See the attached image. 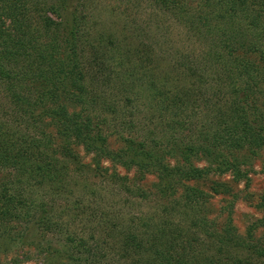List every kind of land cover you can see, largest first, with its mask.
Returning a JSON list of instances; mask_svg holds the SVG:
<instances>
[{
    "label": "trees",
    "instance_id": "trees-1",
    "mask_svg": "<svg viewBox=\"0 0 264 264\" xmlns=\"http://www.w3.org/2000/svg\"><path fill=\"white\" fill-rule=\"evenodd\" d=\"M149 1L175 17L188 35L210 37L202 62L210 61L213 66L224 63L227 67H221V72L228 68L230 79L234 75L242 78L241 90L228 80L234 98L231 108L209 117L207 127L197 133L198 142H178L174 138L177 128L191 125L181 121L174 109L183 102L178 96L181 92L178 86L165 89L157 83L162 85L163 80L165 87L168 82H178L185 76L180 72L184 69L195 84L209 69L206 64L180 54L171 67L167 63L162 66L146 26L130 25L109 12L113 18L109 27H104V11L86 2L0 0V82L16 116L10 120V128L7 119L0 120V171H6L0 177V221L31 222L45 234L61 232L64 226L53 220L60 213L55 216L50 200L74 192L68 179L88 177L84 173L87 165L81 162L78 166L75 147L95 156L97 162L108 159L132 167L138 178L154 174L159 193L173 196L174 205L183 199L197 207L209 203L212 196L187 184L190 181L228 173L234 182L249 181V161L244 155L264 149V114L256 105L264 100V68L238 51L245 49L264 59V28L257 29L259 21L264 27V0ZM248 35L252 39L242 42ZM224 52L229 60L224 59ZM166 68L168 73L163 75L168 78L156 80V73ZM115 91L122 92L125 102L131 96L137 100L148 97L152 118L147 119V125L152 129L139 141L120 139L123 146L112 151L106 145L109 135L103 134L106 119L93 115L89 107L99 101L110 107L106 99H119L113 98ZM63 96L78 105V111L70 112L61 103ZM172 110L175 113H170ZM93 118L98 121L94 123ZM21 122L26 123L23 130ZM122 124H114L111 132L124 130L127 122ZM49 127L52 132L47 131ZM172 157L175 162L171 165ZM195 158H203L207 164L196 165ZM98 169L108 171L101 165ZM120 180L119 186L130 191L127 178ZM231 206L224 209L225 221L220 227L208 214L201 216V223L195 217L196 221L185 227L171 228L167 220L158 225L146 222L139 229L128 227L118 239L122 257L129 259L128 264H264V245L259 240L254 243L250 230L246 238L237 234ZM84 213L79 211L77 216ZM109 214H105L106 221ZM113 215L116 220L121 218L115 210ZM205 225L212 230H206ZM116 230L112 225L101 233L115 239ZM63 256L70 258L65 253Z\"/></svg>",
    "mask_w": 264,
    "mask_h": 264
},
{
    "label": "rangeland",
    "instance_id": "rangeland-1",
    "mask_svg": "<svg viewBox=\"0 0 264 264\" xmlns=\"http://www.w3.org/2000/svg\"><path fill=\"white\" fill-rule=\"evenodd\" d=\"M95 9L102 10V26L109 27V23L113 18L109 12L120 15L128 24L136 25L141 23L146 26L150 36L154 39L155 49L159 51L158 56L162 66L165 63L173 65L176 55L186 54L194 59L197 63L206 64L209 68L205 75L200 76L195 84L194 80L186 76V70L180 69L185 76H181L178 82H168L164 87L158 82L160 88L176 87L181 93L182 103L176 109L179 113L181 121L191 123L187 129L186 125L177 128L174 138L178 142H187L192 139L198 142L197 133L200 128L207 127L205 122L210 121L209 117L214 114H223L225 110H229L232 105L233 92L228 86V80L235 82L237 86L244 87L242 78L234 75L230 79L229 70L221 72V67H227L224 63L214 65L209 62H202L208 54L207 49L210 45V37L197 38L188 35L183 26L176 21L166 10L159 9L149 0H79ZM199 1V0H189ZM257 29H263V22L259 21ZM145 29V28H144ZM219 39V34L215 33ZM251 35L246 36L242 42H246ZM238 55L245 56L246 59L254 63L258 68H264V59L259 58L258 54L239 50ZM224 59L229 60V56L224 52ZM168 73V68L159 70L156 73V80L160 77L168 78L163 74ZM179 75V74H178ZM167 76H169L167 74ZM171 76V75H170ZM228 78V79H227ZM223 85V86H222ZM117 87V86H116ZM185 91V94L182 93ZM221 91V93H220ZM242 91H240L241 93ZM242 94V93H241ZM122 92L112 93L113 99L109 101L110 107L105 106L99 101L95 107H89V111L100 118L106 119L103 125V134L107 136L106 145L112 150L117 151L123 146L122 138L133 137L137 141L141 140L148 129L147 119L152 118L151 111L147 108V96H142L139 100L137 97L131 96L130 101L125 102ZM183 95V96H181ZM109 97V96H108ZM169 103L171 99L168 98ZM61 103L67 106L68 110L78 111V105L71 104L64 96ZM0 120H8L10 128L12 126L11 119L16 117L12 110V104L8 102L4 85L0 82ZM264 114V100L258 101L256 104ZM0 106V107H1ZM38 110L41 111L38 107ZM3 112L6 115H3ZM175 111L172 110L170 113ZM13 115V116H12ZM186 116V117H184ZM4 119V120H3ZM166 119V117H165ZM226 119V118H225ZM94 123L98 121L93 118ZM122 121L127 122L124 130H120L117 134L111 132L114 124L124 125ZM155 122V119L153 118ZM152 121V122H153ZM27 122V121H26ZM131 122L132 126L129 125ZM193 123V124H192ZM26 127L25 122H21L19 128L23 130ZM47 131L52 132L49 127ZM112 134V135H111ZM166 136H164L165 138ZM78 155L79 164L82 162L87 167L84 173L88 177L77 176L68 179L72 182L74 192L67 197L64 194L61 198L50 200L52 212L55 216L60 213L59 218L53 220L58 221L64 227L61 232L52 233L47 231L46 234L41 229H37L31 222L24 221H0V264H128L129 259L123 258L122 244L118 242L120 236L128 229V227H141L145 223H161L167 220V226L172 225L184 227L196 217L201 223V216L208 214L218 227L222 226L225 221L224 209L230 204L232 224L236 228V232L242 238L248 236V232L252 233L254 243L259 240L264 245V149L257 151L251 156L248 155L246 161H249L248 167L250 172L249 181L234 182L232 176L228 173L222 176L210 175L205 180L197 182H187V184L198 187L206 191L212 197L209 203L204 205L185 203V199L181 204H173V196L167 198L162 197L158 191L154 174L146 175L138 178V175L132 167L123 166L115 161L108 159H100L98 162L95 156L87 155L79 147H75ZM199 156V155H198ZM175 157L170 158L171 165L175 162ZM194 164L204 166L207 164L205 160L198 158L193 160ZM103 166L107 168V173L98 169ZM100 170H96V169ZM6 175L5 170L0 171V177ZM127 178L130 191L122 188L120 185L121 178ZM217 183L224 185L222 188ZM182 192L179 190V192ZM175 198H178L175 195ZM84 210L82 217L77 216L79 211ZM114 210L119 212L121 217L115 219ZM110 216L105 217L107 213ZM117 226L115 239H109L103 236L101 231L108 227ZM170 228V229H171ZM204 228L208 231L207 225ZM203 235L202 229L200 236ZM84 241V243H80ZM130 251V250H129ZM70 258H64L63 254ZM72 255V256H71ZM131 257L129 255L127 258Z\"/></svg>",
    "mask_w": 264,
    "mask_h": 264
}]
</instances>
